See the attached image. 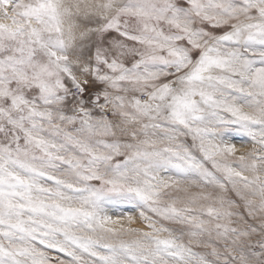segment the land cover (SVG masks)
I'll return each mask as SVG.
<instances>
[{"label": "snow or ice", "instance_id": "1", "mask_svg": "<svg viewBox=\"0 0 264 264\" xmlns=\"http://www.w3.org/2000/svg\"><path fill=\"white\" fill-rule=\"evenodd\" d=\"M0 264H264V0H0Z\"/></svg>", "mask_w": 264, "mask_h": 264}]
</instances>
